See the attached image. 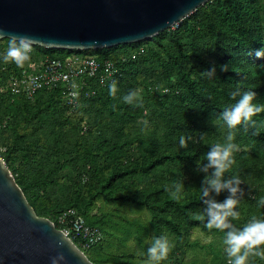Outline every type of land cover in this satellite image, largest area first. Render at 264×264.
Wrapping results in <instances>:
<instances>
[{
	"label": "trees",
	"instance_id": "16d2710c",
	"mask_svg": "<svg viewBox=\"0 0 264 264\" xmlns=\"http://www.w3.org/2000/svg\"><path fill=\"white\" fill-rule=\"evenodd\" d=\"M8 45V38L0 39V55ZM140 47L144 53L132 59L131 53ZM262 48L264 0H208L174 26L138 43L83 51L33 45L31 59L23 67L0 59V110L7 114L9 105L17 104L14 116L6 120L9 135L0 134L1 160L35 213L57 228L56 217L74 209L87 224L100 229L101 218L89 216L100 202L144 211L153 237L174 236L184 242L194 229L224 236L220 230H209L206 218L198 219L204 207L199 189L205 174L197 170V161L206 163L204 155L210 147L226 143L229 129L219 114L235 103L231 92L253 90L257 93L254 103L264 105V58L255 56ZM72 53L113 61L119 69L113 80L115 95L109 94L113 81L105 85L91 81L94 94L81 95L71 110L59 89H42L32 98L7 90L10 74ZM213 66L212 78L200 75ZM131 91L138 92L140 99L126 104L122 98ZM145 119L160 139L161 150L130 157V130ZM252 119L254 124L233 130L239 150L225 174L243 181L240 217L232 221L240 228L252 216L264 218V207L258 205L264 199V112ZM75 124L81 133L77 141L66 135V129ZM181 135L192 136L186 149L180 148ZM20 153L27 162L14 177L13 160ZM37 154L44 160L41 167L34 164ZM67 166L79 170L84 184L54 198V175ZM90 168L94 170L91 179ZM181 181L184 189L176 194L174 185ZM212 195L222 202L229 193ZM95 246L83 250L84 254ZM252 264H264V260L257 257Z\"/></svg>",
	"mask_w": 264,
	"mask_h": 264
},
{
	"label": "water",
	"instance_id": "95a60500",
	"mask_svg": "<svg viewBox=\"0 0 264 264\" xmlns=\"http://www.w3.org/2000/svg\"><path fill=\"white\" fill-rule=\"evenodd\" d=\"M206 1L0 0V29L31 36L33 45L47 49L111 48L147 40ZM59 234L64 247H57ZM58 252L66 264H94L52 221L35 213L0 158V264H50Z\"/></svg>",
	"mask_w": 264,
	"mask_h": 264
},
{
	"label": "clouds",
	"instance_id": "9594fccd",
	"mask_svg": "<svg viewBox=\"0 0 264 264\" xmlns=\"http://www.w3.org/2000/svg\"><path fill=\"white\" fill-rule=\"evenodd\" d=\"M8 36L9 45L6 53L0 55V59L5 64L15 63L18 67L31 59L33 44L36 42L28 35H7L0 29V37ZM257 58H264V48L255 52ZM226 70V66H222ZM215 66L211 71L201 72L202 77L212 78L215 74ZM117 83L113 81L109 85V94L115 95ZM165 91H167L165 89ZM234 104L225 108L219 118L223 120L229 129L226 136V143H214L204 155L203 163L197 161V170L204 173L202 186L199 191L203 202L202 213L198 219L205 220V226L212 230L213 228L225 233L223 243L226 246L225 252L229 258L228 264H252L254 258L264 260V218L252 216L251 219L242 227H237L232 221L239 219L240 213L237 210L241 198L244 196V190L241 188L243 181L237 175L225 177V174L235 164L234 153L239 150V146L233 143L235 139V130L240 125L254 124L253 117L264 112V105L254 103L257 93L253 90L240 92L239 89L230 93ZM237 97H239L237 99ZM123 102L133 104L138 102L140 96L138 92L131 91L123 96ZM142 106V105H141ZM191 135H181L179 138L180 148H188ZM175 193L179 194L184 189L183 181L174 185ZM227 191L229 195L222 202H218L212 195L215 193L219 196L222 192ZM258 205L264 207V199L258 201ZM57 241V247H64L66 244L62 235ZM173 245L167 235L153 237L151 245L147 249V260L144 264H160L167 259ZM72 254L80 258L79 254L69 247ZM81 259V258H80ZM67 257L63 252H58L55 256L50 257V264H66Z\"/></svg>",
	"mask_w": 264,
	"mask_h": 264
},
{
	"label": "rangeland",
	"instance_id": "374dc122",
	"mask_svg": "<svg viewBox=\"0 0 264 264\" xmlns=\"http://www.w3.org/2000/svg\"><path fill=\"white\" fill-rule=\"evenodd\" d=\"M16 106L15 102L11 103L7 114L0 110V134L9 135L10 125L6 120L14 116ZM66 135L70 140L77 141L81 136L80 128L76 124L69 126L66 129ZM130 137L133 139V143L128 147L130 157L153 154L161 150L160 139L153 135L152 125L148 124L146 119L139 121L130 130ZM85 141H88L87 137ZM3 150L4 147H0V152ZM34 160V164L39 167L44 164V160L41 161L38 154ZM26 162L27 159L21 153L16 155L13 160L14 177L19 176V169ZM78 172V169L67 166L54 175L56 180L54 198H59L69 189L83 186L84 183L80 181ZM93 176L94 170L90 168L89 178ZM89 216L102 220L98 225L102 232L101 242L92 250L85 251L92 262L96 264H144L148 258L147 249L153 240L148 216L144 211L133 207L97 202ZM224 236L205 235L198 229L190 231L184 242L174 236H168L173 247L167 259L161 261L160 264H228L227 259L229 258L226 257V246L223 243ZM202 246H207V248L204 249Z\"/></svg>",
	"mask_w": 264,
	"mask_h": 264
},
{
	"label": "built area",
	"instance_id": "2783aa9c",
	"mask_svg": "<svg viewBox=\"0 0 264 264\" xmlns=\"http://www.w3.org/2000/svg\"><path fill=\"white\" fill-rule=\"evenodd\" d=\"M143 53L144 49L140 47L131 53V58ZM118 73L116 64L109 59L72 53L64 58H47L39 66H30L29 69L10 74L6 79V88L14 95L27 98H32L42 89H59L65 104L74 110L81 95L89 97L94 94L90 88L91 81L105 85L111 83ZM55 223L82 251L102 240L101 230L87 224L74 209L60 213Z\"/></svg>",
	"mask_w": 264,
	"mask_h": 264
}]
</instances>
